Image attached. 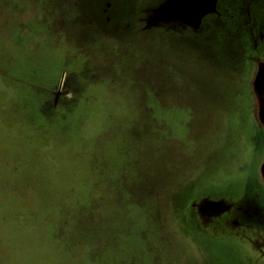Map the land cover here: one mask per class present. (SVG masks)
Returning <instances> with one entry per match:
<instances>
[{"label": "rangeland", "instance_id": "rangeland-1", "mask_svg": "<svg viewBox=\"0 0 264 264\" xmlns=\"http://www.w3.org/2000/svg\"><path fill=\"white\" fill-rule=\"evenodd\" d=\"M172 1L0 0V264H264V0Z\"/></svg>", "mask_w": 264, "mask_h": 264}, {"label": "water", "instance_id": "water-1", "mask_svg": "<svg viewBox=\"0 0 264 264\" xmlns=\"http://www.w3.org/2000/svg\"><path fill=\"white\" fill-rule=\"evenodd\" d=\"M197 0H174L170 3L169 8L174 14L181 16H189L192 15L191 19L194 16H198L202 12H204L209 6V0H205L203 2H196ZM264 66L263 64L259 65V69ZM258 69V70H259ZM259 72L256 74L255 82H259V93H257L262 101V97L264 96V77L258 78ZM258 122L264 127V108L261 109L260 113L258 114ZM259 176L261 181L264 183V155L263 161L259 166Z\"/></svg>", "mask_w": 264, "mask_h": 264}, {"label": "flooded vegetation", "instance_id": "flooded-vegetation-1", "mask_svg": "<svg viewBox=\"0 0 264 264\" xmlns=\"http://www.w3.org/2000/svg\"><path fill=\"white\" fill-rule=\"evenodd\" d=\"M203 1H205V0H197L196 2H203ZM241 1L245 4H247L245 0H241ZM211 2H212V0H209V3H211ZM251 2H252V0H249V3H251ZM233 6H235V5L233 4ZM244 7H245V9H248L246 11V14H247L246 19L250 20L252 18H257L256 17V11L253 10V7L247 8L245 5H244ZM231 9L232 8H229L227 10V12H224L225 14H228V20H226V22H228L227 25H230V26H231V23L234 22L237 19V17L239 16L238 13L231 12L230 11ZM187 14H188V16H183V18H187L189 21L193 20V19H191L192 15L189 16V13H187ZM216 19H218L217 16H216ZM219 19L221 21L220 16H219ZM248 27H249L248 31H250L249 35L251 38L250 47H264V15L258 21L250 20V24ZM260 43L262 44V46L258 45ZM261 76L264 77V66L259 69L258 78H260ZM263 82H264V80H263ZM262 99H263L262 103L264 104V96L262 97Z\"/></svg>", "mask_w": 264, "mask_h": 264}]
</instances>
